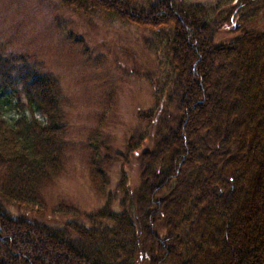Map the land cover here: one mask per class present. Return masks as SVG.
I'll return each instance as SVG.
<instances>
[{
	"label": "trees",
	"instance_id": "1",
	"mask_svg": "<svg viewBox=\"0 0 264 264\" xmlns=\"http://www.w3.org/2000/svg\"><path fill=\"white\" fill-rule=\"evenodd\" d=\"M63 1L77 13L103 12L152 29L153 48L173 74L177 116L162 123L154 149L138 159L139 185L131 188L123 176L122 213L109 202L87 216L89 228L14 218L6 206L45 211L42 191L63 170L66 126L59 83L0 48V264H264V32L243 29L216 46L212 18L230 4L241 17L252 0H220L215 8L161 0L149 11L130 0ZM11 112L17 118L8 120ZM138 145L132 139L129 153ZM91 146V171L104 195L114 159Z\"/></svg>",
	"mask_w": 264,
	"mask_h": 264
},
{
	"label": "rangeland",
	"instance_id": "2",
	"mask_svg": "<svg viewBox=\"0 0 264 264\" xmlns=\"http://www.w3.org/2000/svg\"><path fill=\"white\" fill-rule=\"evenodd\" d=\"M130 1L149 11L161 0ZM182 1L209 8L220 2ZM252 4L241 14L245 20L234 10L236 4L223 6L222 12L212 16L217 25L216 46L234 42L243 29L264 32V0H252ZM165 10L164 16L173 14ZM228 11L234 13L231 20H226ZM154 39L149 27L126 24L103 12L77 13L63 0H0L2 52L9 60L24 59L18 63L21 67L39 64L43 74L59 83L66 126L63 170L42 191L45 211L22 212L6 206L12 217L64 229L70 222L91 227L87 216L102 211L109 202L111 212L122 213L118 187L123 176L131 188L139 185L138 159L154 149L162 123L177 116L176 105L169 99L173 74L164 55L153 48ZM16 116L11 112L6 118ZM36 117L45 120L41 114ZM132 139L139 145L130 154ZM95 143L101 145L103 157L114 159L107 168L110 184L104 195L91 171V144ZM4 174L0 166V179ZM72 237L76 239L75 234Z\"/></svg>",
	"mask_w": 264,
	"mask_h": 264
}]
</instances>
